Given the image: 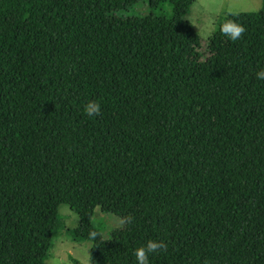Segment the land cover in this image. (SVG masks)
Masks as SVG:
<instances>
[{"label": "trees", "instance_id": "1", "mask_svg": "<svg viewBox=\"0 0 264 264\" xmlns=\"http://www.w3.org/2000/svg\"><path fill=\"white\" fill-rule=\"evenodd\" d=\"M138 1L0 0V264H43L61 203L88 264H264V0L205 51L194 0Z\"/></svg>", "mask_w": 264, "mask_h": 264}, {"label": "rangeland", "instance_id": "2", "mask_svg": "<svg viewBox=\"0 0 264 264\" xmlns=\"http://www.w3.org/2000/svg\"><path fill=\"white\" fill-rule=\"evenodd\" d=\"M260 7L261 0H194L186 19L198 34L201 49L205 51L215 30L218 17L229 12L256 11ZM149 10L151 9L147 0H139L132 11L124 14L144 15ZM155 13L168 15L170 5L162 4L155 10ZM58 214L59 224H57L52 245L43 264H75L73 259H76L80 264H88L91 242L76 239L72 233L73 228L78 224V215L65 203L59 204ZM91 224L98 229L100 227L109 229L119 223L111 216H106L96 209L91 218Z\"/></svg>", "mask_w": 264, "mask_h": 264}, {"label": "clouds", "instance_id": "3", "mask_svg": "<svg viewBox=\"0 0 264 264\" xmlns=\"http://www.w3.org/2000/svg\"><path fill=\"white\" fill-rule=\"evenodd\" d=\"M222 32L230 37L232 40L238 39L241 34L245 31L244 27L239 24L233 23L231 21L226 22L222 26ZM258 79H264V71H260L257 73ZM100 106L96 102H89L85 107V112L88 115H93L99 113ZM164 243L156 242V241H148L146 246H141L136 249L135 255L138 261V264H148V255L149 253L155 252L159 249L164 248Z\"/></svg>", "mask_w": 264, "mask_h": 264}]
</instances>
